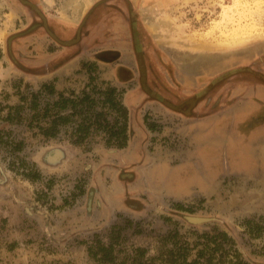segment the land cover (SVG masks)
<instances>
[{
	"label": "rangeland",
	"instance_id": "374dc122",
	"mask_svg": "<svg viewBox=\"0 0 264 264\" xmlns=\"http://www.w3.org/2000/svg\"><path fill=\"white\" fill-rule=\"evenodd\" d=\"M0 264H264V0H0Z\"/></svg>",
	"mask_w": 264,
	"mask_h": 264
},
{
	"label": "water",
	"instance_id": "95a60500",
	"mask_svg": "<svg viewBox=\"0 0 264 264\" xmlns=\"http://www.w3.org/2000/svg\"><path fill=\"white\" fill-rule=\"evenodd\" d=\"M78 38H80V32H79V34H78ZM76 40H77V38H75L74 40H71V41H61L63 44H66V45H69V44H72V43H74V42H76ZM140 61H141V63H142V84H143V86H144V88H145V90L147 91V92H149V93H151V90L149 89V87L147 86V83H146V70H145V67H144V65H143V59H142V57H140ZM152 94V93H151ZM153 96H156L154 93H153ZM164 102L166 103V104H168L169 106H171V107H173V108H176V109H178V110H182V105L181 106H175L174 104H172L170 101H168V100H164ZM196 102V98H193V99H191L190 100V105H194V103ZM162 192V191H161ZM161 192H159V194L161 195V196H164V193L162 194ZM194 221H200L199 219H195L194 218Z\"/></svg>",
	"mask_w": 264,
	"mask_h": 264
},
{
	"label": "flooded vegetation",
	"instance_id": "af4514ba",
	"mask_svg": "<svg viewBox=\"0 0 264 264\" xmlns=\"http://www.w3.org/2000/svg\"><path fill=\"white\" fill-rule=\"evenodd\" d=\"M163 189L159 190V192H161ZM163 194V192H161ZM161 199L164 198V196H160ZM163 201V200H162Z\"/></svg>",
	"mask_w": 264,
	"mask_h": 264
},
{
	"label": "bare ground",
	"instance_id": "6f19581e",
	"mask_svg": "<svg viewBox=\"0 0 264 264\" xmlns=\"http://www.w3.org/2000/svg\"><path fill=\"white\" fill-rule=\"evenodd\" d=\"M193 98V97H192Z\"/></svg>",
	"mask_w": 264,
	"mask_h": 264
}]
</instances>
